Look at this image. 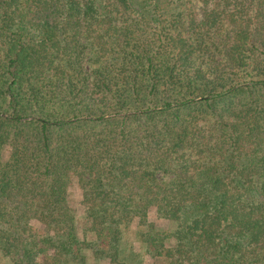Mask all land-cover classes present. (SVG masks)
I'll list each match as a JSON object with an SVG mask.
<instances>
[{"label":"trees","instance_id":"1","mask_svg":"<svg viewBox=\"0 0 264 264\" xmlns=\"http://www.w3.org/2000/svg\"><path fill=\"white\" fill-rule=\"evenodd\" d=\"M38 255L264 264V0H0V264Z\"/></svg>","mask_w":264,"mask_h":264},{"label":"rangeland","instance_id":"2","mask_svg":"<svg viewBox=\"0 0 264 264\" xmlns=\"http://www.w3.org/2000/svg\"><path fill=\"white\" fill-rule=\"evenodd\" d=\"M96 54L97 51L94 50L93 47L89 46L86 51H85V61L87 63L86 66L89 67H94L95 65V61L97 60L96 58ZM68 197L70 200V203L73 205V207L75 208L76 211V219H78V222L80 221L79 218H81L82 215H84L85 210H86V202L83 200L82 197V189L80 187L79 181L76 178H73V180L71 181V185L69 187V191H68ZM154 211H149V218H154ZM157 226L159 229L162 228H166V229H170L172 227V223L169 221H162V222H158L157 221ZM82 220L79 222L78 224V229L80 230V228L82 227ZM124 241L129 242L132 241V234L130 232H126L125 233V237H124ZM91 264H101V263H96V261H94V259H90L89 261ZM36 264H42V255H38L36 256ZM103 264H108V261H105Z\"/></svg>","mask_w":264,"mask_h":264}]
</instances>
